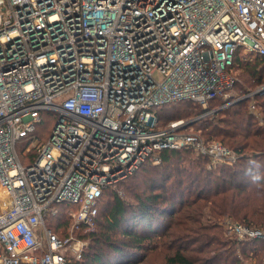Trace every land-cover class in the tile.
<instances>
[{
    "label": "built area",
    "instance_id": "1",
    "mask_svg": "<svg viewBox=\"0 0 264 264\" xmlns=\"http://www.w3.org/2000/svg\"><path fill=\"white\" fill-rule=\"evenodd\" d=\"M239 52L264 56V0H0V264L82 258L78 232L95 228L104 189L165 149L237 162L185 124L235 98L253 99L260 114L264 84L235 89ZM216 97L224 102L210 108ZM182 99L203 112L160 126L158 107ZM44 111L56 118L46 141L30 137ZM61 203L64 234L48 223ZM231 229L239 240L264 237Z\"/></svg>",
    "mask_w": 264,
    "mask_h": 264
},
{
    "label": "trees",
    "instance_id": "2",
    "mask_svg": "<svg viewBox=\"0 0 264 264\" xmlns=\"http://www.w3.org/2000/svg\"><path fill=\"white\" fill-rule=\"evenodd\" d=\"M233 72L239 94L255 89L264 84V56L253 54L245 61L237 53ZM256 99L264 113V93ZM223 102L216 97L210 108ZM249 102L250 98L233 103L192 124L207 142L218 139L237 152V162L211 166V157L195 153L193 147L165 149L159 153L158 163L147 159L116 186L104 189L95 228L78 232L88 241L83 256L68 255L67 264H139L157 251L163 253V264H246L252 256L264 264V237H235L233 249H223L218 245L221 227L202 222L208 209L211 217L228 216L250 228L264 229V123L249 111ZM202 112L201 105L188 99L166 103L157 110L160 126ZM42 115L43 122L30 137L46 141L56 118L51 111ZM23 148L19 147L20 153ZM120 189L128 196L123 197ZM57 206L58 215L48 223L64 234L71 222L68 203ZM210 243L208 256L191 254V247L208 252Z\"/></svg>",
    "mask_w": 264,
    "mask_h": 264
},
{
    "label": "rangeland",
    "instance_id": "3",
    "mask_svg": "<svg viewBox=\"0 0 264 264\" xmlns=\"http://www.w3.org/2000/svg\"><path fill=\"white\" fill-rule=\"evenodd\" d=\"M255 89H252V90H255ZM249 91H251V90H249ZM248 92H246L245 94H247ZM235 99L236 100L233 103H237L239 100V98H235ZM255 99H256V97H255ZM252 100L253 99L250 98V102ZM250 102L248 104V108H249V111L252 113L251 108H250ZM259 110H260V114H255V115L257 116V118L259 120L262 121L261 123H264V113L262 112V110L260 108H259ZM194 131H196L202 139L206 140L205 136L203 135V133H201L200 130L194 129ZM213 141H219V142L223 143L222 141H220L218 139H215ZM195 153L200 154L198 151H195ZM209 168H212V167L209 165ZM123 193H124V194H122L123 197L128 196L127 191H125L124 189H123ZM202 222H203V224H216V225L220 226L221 228L219 229V231H221V233L218 236V245H220V247L223 249L228 248V247L230 250L233 249L234 244L236 242L234 239H235V237L238 238L237 237L238 234L233 232L231 227L233 226V224L235 225L236 223H241V222H239L238 220H236L234 218L228 217V216H225L224 218H216L213 216L211 217L210 215H208V209L205 210V218H203ZM241 224H243V223H241ZM212 245H213V243L212 244L210 243L208 245V248H207L208 252L206 250H204V251H200L199 249L194 250V249H192L193 247H191V254H193L194 256H197V257L208 256L210 254L209 252H210ZM246 262H247L246 264H259V263H257V261L255 260V257H253V256L248 258L246 260ZM125 264H128V263H125ZM139 264H163V253L161 251H157L156 253L150 252L148 255H146L144 260Z\"/></svg>",
    "mask_w": 264,
    "mask_h": 264
},
{
    "label": "water",
    "instance_id": "4",
    "mask_svg": "<svg viewBox=\"0 0 264 264\" xmlns=\"http://www.w3.org/2000/svg\"><path fill=\"white\" fill-rule=\"evenodd\" d=\"M262 93H264V89L258 91V94H262ZM247 98H248V97L240 98V99L238 100V102H239V101H242V100H245V99H247ZM194 122H195V120H191V121H189L188 123H186L185 126L191 125V124H193Z\"/></svg>",
    "mask_w": 264,
    "mask_h": 264
}]
</instances>
